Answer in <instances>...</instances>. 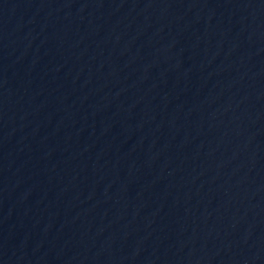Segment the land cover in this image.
<instances>
[{
  "label": "water",
  "instance_id": "95a60500",
  "mask_svg": "<svg viewBox=\"0 0 264 264\" xmlns=\"http://www.w3.org/2000/svg\"><path fill=\"white\" fill-rule=\"evenodd\" d=\"M0 264H264V0H0Z\"/></svg>",
  "mask_w": 264,
  "mask_h": 264
}]
</instances>
